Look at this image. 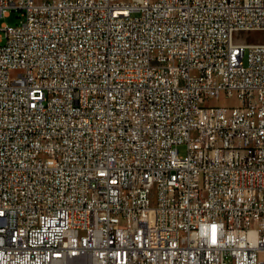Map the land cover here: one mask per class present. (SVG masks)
<instances>
[{
	"label": "built area",
	"instance_id": "1",
	"mask_svg": "<svg viewBox=\"0 0 264 264\" xmlns=\"http://www.w3.org/2000/svg\"><path fill=\"white\" fill-rule=\"evenodd\" d=\"M15 10L0 264H264V0H0Z\"/></svg>",
	"mask_w": 264,
	"mask_h": 264
},
{
	"label": "rangeland",
	"instance_id": "2",
	"mask_svg": "<svg viewBox=\"0 0 264 264\" xmlns=\"http://www.w3.org/2000/svg\"><path fill=\"white\" fill-rule=\"evenodd\" d=\"M20 13L18 11H10L7 16H2L0 17V27L2 25H7V26H15L18 24L20 20ZM242 38L246 40L247 42L250 41H259L260 37H256L252 35V33L244 34L242 35ZM211 103H216L219 105H226V106H234L236 105V100L232 96H220L218 99L211 100ZM179 150L180 155L185 153V147L183 145H180L177 147Z\"/></svg>",
	"mask_w": 264,
	"mask_h": 264
}]
</instances>
